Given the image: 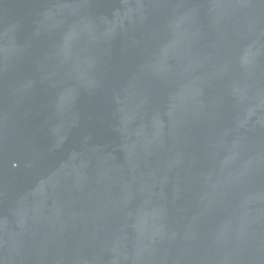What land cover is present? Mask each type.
<instances>
[{
    "label": "water",
    "instance_id": "water-1",
    "mask_svg": "<svg viewBox=\"0 0 264 264\" xmlns=\"http://www.w3.org/2000/svg\"><path fill=\"white\" fill-rule=\"evenodd\" d=\"M0 264H264V0H0Z\"/></svg>",
    "mask_w": 264,
    "mask_h": 264
}]
</instances>
